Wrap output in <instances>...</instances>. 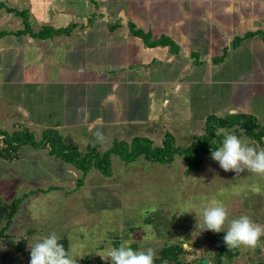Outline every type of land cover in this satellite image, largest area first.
I'll use <instances>...</instances> for the list:
<instances>
[{
  "label": "crops",
  "instance_id": "1",
  "mask_svg": "<svg viewBox=\"0 0 264 264\" xmlns=\"http://www.w3.org/2000/svg\"><path fill=\"white\" fill-rule=\"evenodd\" d=\"M0 1L29 22L28 31L0 9V131L8 135L39 125L93 140L110 132L113 144L144 122L186 126L199 117L205 125L232 111L264 126V0ZM129 24L178 50L147 45Z\"/></svg>",
  "mask_w": 264,
  "mask_h": 264
},
{
  "label": "rangeland",
  "instance_id": "2",
  "mask_svg": "<svg viewBox=\"0 0 264 264\" xmlns=\"http://www.w3.org/2000/svg\"><path fill=\"white\" fill-rule=\"evenodd\" d=\"M184 123L144 122L134 130L128 127L124 139L130 142L143 135L153 146H161L164 133L170 131L176 146L185 148L204 133V120L198 117L194 124ZM43 131L39 125L32 128L36 141ZM60 133L63 142L83 153L88 146L99 144L96 148L106 151L112 145L110 132H104L102 140L90 135L73 138L70 130ZM240 139L261 147L245 135ZM19 156L17 160L0 158V200L10 204L22 199L6 232L14 245L0 239V264H30L32 244L53 232L60 240L67 239L76 264H111L107 250L122 243L135 251L151 248L156 258L165 241L194 238L202 209L213 201L228 209L229 219L247 215L264 222V175L225 172L211 156L201 155L200 170L188 174L180 156L169 165L143 158L126 164L113 156L111 176L91 169L79 187L81 172L49 156L47 149L24 146ZM3 225L1 221L0 229ZM18 242L25 243L23 253L17 250Z\"/></svg>",
  "mask_w": 264,
  "mask_h": 264
},
{
  "label": "trees",
  "instance_id": "3",
  "mask_svg": "<svg viewBox=\"0 0 264 264\" xmlns=\"http://www.w3.org/2000/svg\"><path fill=\"white\" fill-rule=\"evenodd\" d=\"M0 9L5 12L12 13L20 17L24 21L26 29L29 31L28 15L26 11H18L4 2L0 1ZM116 26H110L113 30ZM72 29L69 27L64 32ZM130 33L135 37L143 40L147 45L154 47L157 45L170 44L172 51H177L178 47L163 38L157 42L150 41V35L135 29L129 24ZM56 35L61 31L55 32ZM40 37H43L40 35ZM217 128H224L228 132L234 133L240 138L245 135L247 138L257 142L261 148H264V126L257 123L255 117L247 114H231L226 117H218L210 115L206 118L204 125V133L201 136L194 137L193 141L185 148L177 147L175 138L170 132H165L161 146H153L152 141L145 137H134L130 142L115 140L112 146L101 151L99 148L88 146L86 152H81L71 144L62 141L61 134L53 129H46L41 134L40 141H36L33 134L27 130L15 131L8 135L0 131V158L5 160L17 159V152L22 146H31L34 149H47L48 155L56 159H60L63 163L74 167L81 172V178L78 181V187L83 184V180L91 169H95L105 177L111 176V158L118 157L122 162L131 164L139 158H143L148 162L158 164H171L176 156L183 158L187 164L186 174L190 172H198L204 163L201 158L203 156H211V151L221 146L223 134L215 135ZM215 139L216 144L211 141ZM22 199H14L10 204H6L0 200V222L4 221V225L0 229V239L13 246L14 242L10 240V236L6 233L13 223V219L18 212ZM67 251V239L59 241ZM24 242L16 244L20 253L24 252ZM161 258L154 260V264H162L164 260H175L176 255L173 254L168 247L160 253Z\"/></svg>",
  "mask_w": 264,
  "mask_h": 264
},
{
  "label": "clouds",
  "instance_id": "4",
  "mask_svg": "<svg viewBox=\"0 0 264 264\" xmlns=\"http://www.w3.org/2000/svg\"><path fill=\"white\" fill-rule=\"evenodd\" d=\"M222 134L221 146L211 151V158L221 169L237 175L245 170L264 175V148L242 142L237 135L224 128L215 130L216 136ZM97 135L100 136L99 133ZM211 143L216 144L217 141L213 139ZM200 215L202 223L199 224V230L224 232L223 243L228 248L264 247V240L261 239L264 237V225L255 223L247 215L229 221L228 209L215 201L205 206ZM226 222L228 227L225 230ZM59 241L60 237L55 232L38 239L30 247V264H76L69 250L66 251ZM106 254L111 264H154L155 259L153 249L135 251L123 243L119 247L108 249Z\"/></svg>",
  "mask_w": 264,
  "mask_h": 264
},
{
  "label": "flooded vegetation",
  "instance_id": "5",
  "mask_svg": "<svg viewBox=\"0 0 264 264\" xmlns=\"http://www.w3.org/2000/svg\"><path fill=\"white\" fill-rule=\"evenodd\" d=\"M254 222L264 225V222L258 220H254ZM189 225L186 228L190 227L195 230L194 227ZM227 227L228 223L226 222L225 230ZM194 232L195 237L192 239H178L174 242H171V240L165 241L154 260L161 258L160 253L165 247H168L176 255V258L175 260H164L162 264H202L203 260H206L207 264H264V247L241 246L231 249L224 243L222 247H219L215 246V243L219 239H223L224 232L214 233L199 229ZM261 239L264 240V237H261Z\"/></svg>",
  "mask_w": 264,
  "mask_h": 264
},
{
  "label": "water",
  "instance_id": "6",
  "mask_svg": "<svg viewBox=\"0 0 264 264\" xmlns=\"http://www.w3.org/2000/svg\"><path fill=\"white\" fill-rule=\"evenodd\" d=\"M123 22L125 23V17L123 16ZM231 114H236V112L235 111H232L231 112ZM223 239H219L218 241H217V243H215V246H219V247H222L223 246ZM202 264H207V261L206 260H203L202 261ZM226 264H228V263H226Z\"/></svg>",
  "mask_w": 264,
  "mask_h": 264
},
{
  "label": "built area",
  "instance_id": "7",
  "mask_svg": "<svg viewBox=\"0 0 264 264\" xmlns=\"http://www.w3.org/2000/svg\"><path fill=\"white\" fill-rule=\"evenodd\" d=\"M0 140H2V138H0Z\"/></svg>",
  "mask_w": 264,
  "mask_h": 264
}]
</instances>
